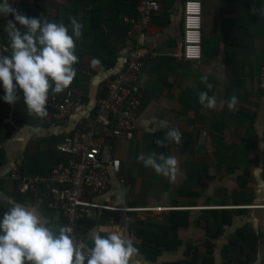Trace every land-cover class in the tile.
Segmentation results:
<instances>
[{"label": "crops", "instance_id": "crops-1", "mask_svg": "<svg viewBox=\"0 0 264 264\" xmlns=\"http://www.w3.org/2000/svg\"><path fill=\"white\" fill-rule=\"evenodd\" d=\"M138 1L10 0L21 14L65 23L70 34V18L83 24L77 75L55 94L81 104L64 120L51 113L41 120L28 115L22 90L16 102H5L0 83V219L19 203L65 225L41 187L22 196L12 175L21 169L45 179L66 160L58 145L86 127L84 115L94 111L101 87L126 63L133 41L123 19L135 13ZM186 1L158 0L159 12L134 38L148 51L136 83L142 94L137 126L126 138L103 140L100 158L110 184L91 200L107 208L80 221L76 232L88 241L101 226L121 229L138 249L131 264H264V0H195L202 7V48L194 61L179 55ZM10 19L0 15V50L8 46L4 27ZM92 59L101 66L93 68ZM204 74L211 89L201 81ZM200 91L216 97L214 109L200 105ZM233 95L238 103L229 110ZM166 126L180 129V145L157 144ZM153 151L180 157L182 175L175 182L137 160ZM156 207L167 210L152 211Z\"/></svg>", "mask_w": 264, "mask_h": 264}, {"label": "clouds", "instance_id": "clouds-1", "mask_svg": "<svg viewBox=\"0 0 264 264\" xmlns=\"http://www.w3.org/2000/svg\"><path fill=\"white\" fill-rule=\"evenodd\" d=\"M0 15L14 17L4 27L8 46L0 50L3 100L13 104L18 99L17 90H22L28 115L43 120L48 115L46 105L50 95L63 93L77 75L74 65L79 58L75 50L76 42L83 35V24L75 17L70 18V34L65 23L21 14L10 0L0 2ZM17 23L26 30L21 31ZM91 66L99 67L101 61L92 59ZM201 81L208 89L212 88L207 74L201 76ZM198 98L200 105L207 109L217 106L216 97L207 91L198 92ZM237 103L238 97L233 95L227 102L228 109L234 110ZM166 127L164 138L157 144L180 145V129ZM137 160L172 182L182 175L178 155L153 151L147 155L141 153ZM72 233L71 226L53 223L35 207L15 203L0 219V264H131L138 253L133 241L119 228L99 227L88 238L90 244L75 240Z\"/></svg>", "mask_w": 264, "mask_h": 264}, {"label": "built area", "instance_id": "built-area-1", "mask_svg": "<svg viewBox=\"0 0 264 264\" xmlns=\"http://www.w3.org/2000/svg\"><path fill=\"white\" fill-rule=\"evenodd\" d=\"M159 10L158 0H139L135 13L123 19L127 37L133 41L126 63L101 87L94 111L84 115L88 123L86 127L66 136L58 145V153L66 156V160L58 163L45 179L26 175L21 169L13 172L12 176L19 182L18 189L22 196L42 188L43 197L49 200L51 208L63 214L65 225L73 228L72 235L77 241L84 240L76 232L78 223L93 217L95 210L107 208L91 200L110 184L108 165L100 158L103 140L109 136L114 139L126 138L136 129L138 109L142 102V94L136 83L148 51L134 38L146 31ZM201 32V3L188 0L184 5V43L183 50L179 53L181 57L189 61L201 59ZM80 104L71 95H50L46 109L55 121H61ZM96 126L102 127L101 134L95 133ZM165 210V207L152 209L156 212Z\"/></svg>", "mask_w": 264, "mask_h": 264}]
</instances>
